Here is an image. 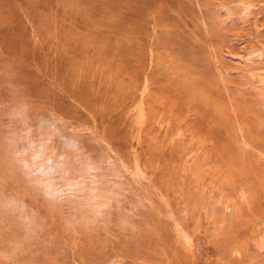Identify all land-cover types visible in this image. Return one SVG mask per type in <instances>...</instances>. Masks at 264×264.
Masks as SVG:
<instances>
[{
	"label": "rangeland",
	"instance_id": "obj_1",
	"mask_svg": "<svg viewBox=\"0 0 264 264\" xmlns=\"http://www.w3.org/2000/svg\"><path fill=\"white\" fill-rule=\"evenodd\" d=\"M0 264H264V0H0Z\"/></svg>",
	"mask_w": 264,
	"mask_h": 264
}]
</instances>
